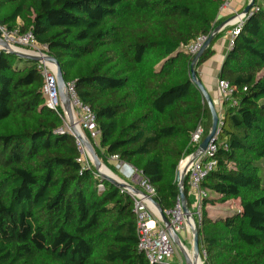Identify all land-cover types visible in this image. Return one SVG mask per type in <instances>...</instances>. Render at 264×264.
<instances>
[{
	"label": "trees",
	"instance_id": "obj_1",
	"mask_svg": "<svg viewBox=\"0 0 264 264\" xmlns=\"http://www.w3.org/2000/svg\"><path fill=\"white\" fill-rule=\"evenodd\" d=\"M224 2L0 0V27L32 32L59 61L96 115L99 158L109 164L115 156L142 172L166 211L180 198L181 161L197 151L192 133L202 126L206 137L212 126L187 46L214 33ZM217 37L196 73L215 54ZM218 78L235 87L238 104L225 102L217 165L201 185L200 253L204 264H264V0H256ZM62 128L63 117L46 104L38 62L0 49V264H150L131 197L83 166L75 136ZM184 192L192 208L187 175ZM234 200L235 212L209 211Z\"/></svg>",
	"mask_w": 264,
	"mask_h": 264
},
{
	"label": "built area",
	"instance_id": "obj_2",
	"mask_svg": "<svg viewBox=\"0 0 264 264\" xmlns=\"http://www.w3.org/2000/svg\"><path fill=\"white\" fill-rule=\"evenodd\" d=\"M234 1L235 0H225L222 6V9L227 8L233 14V18L231 19V29L229 31V48L234 45L235 38L240 33L246 17L250 16L253 10L252 8L249 14H245L243 11L239 12L232 6ZM1 36L14 47L27 49L38 55H49L46 48L37 43L32 32L25 34H18L17 32L10 34L3 32ZM208 38V35L199 36L187 46V49L193 55H196ZM38 68L44 77V96L47 106L63 117L64 128L61 130L67 131L73 135L72 126L66 118L60 98L55 66L50 62L42 60L38 62ZM67 91L71 100L75 126L84 135L87 136L88 134L90 139L88 136L87 137L92 143L94 142L98 145L101 130L98 127L96 115L88 104L80 100L74 84H67ZM218 91L224 103L228 102L230 106H237L238 102L233 96L235 87L230 85L229 82L219 79ZM218 117V125L215 134L216 141L224 126L225 115L221 113ZM204 135V128L199 126L192 133V146L199 147L200 143L205 138ZM75 138L81 152L79 162H81L83 166L91 167L93 165V160L89 152L76 136ZM216 141L209 143L206 150L191 162L186 172L189 179L190 195L193 197L192 208H190V210L195 220L196 218H199L198 225L201 224L202 202L204 197L207 196V191L203 189L201 185L207 174L217 165V160L214 158L215 152L217 151ZM195 153H197V151L190 154L188 157H192ZM184 159L180 163L182 168L185 164ZM111 160L116 162V168L119 171V173L116 174V178L121 182L132 184L142 192L141 194H136L130 189L121 188L122 192L127 193L131 197L134 204V213L137 218V234L139 238L138 246L140 251L145 254L150 264H172L174 262V254L177 247L150 200V197L154 198L155 196L154 187L142 172L137 171L127 163L119 161L115 156L111 157ZM165 213L170 219L173 230L178 233V235L186 230L191 232V227L183 212L180 198H178L175 208L173 210H166ZM203 254L205 255V252H203ZM180 260L182 261V257H180Z\"/></svg>",
	"mask_w": 264,
	"mask_h": 264
},
{
	"label": "water",
	"instance_id": "obj_3",
	"mask_svg": "<svg viewBox=\"0 0 264 264\" xmlns=\"http://www.w3.org/2000/svg\"><path fill=\"white\" fill-rule=\"evenodd\" d=\"M256 0H250L248 5L243 9V13L249 14L251 12V9L255 5ZM223 27V25L217 27L212 33L207 41L204 43L202 48L199 50V52L195 55L193 62L191 64V76H192V82L194 85L201 91L205 101L208 103L211 114H212V126L210 129V132L208 135L203 139V141L200 143L197 153L193 155L192 157H187L184 159V166L182 168V165L179 167L178 171V176H177V181L179 184L180 188V199H181V205L183 208V212L185 214V217L191 227V233L193 237V245H192V252H189L188 248L185 246L184 242L180 238V235L176 233L172 226L170 219L166 215L164 209L160 206V204L152 197H150V200L153 204V206L156 209V212L158 216L161 218L164 226L168 230V233L172 237V240L175 244V246L180 250V252L183 254L185 263L186 264H198V262L201 260V253H200V239H199V233H198V225L193 218V215L191 213L190 207L188 206L187 203V197L184 192V179L186 176L187 169L189 165L191 164L192 161H194L202 152H204L209 145L210 142H215V134L217 130V125H218V111L216 110V106L214 103V100L212 98V95L210 92L207 90V88L203 85V83L198 79L197 73L195 71V65L201 55L204 53L206 48L212 43L214 35L220 31V29ZM0 49L5 50L7 52H12L16 54L17 56L24 58V59H31L37 62H40L42 60H45L47 62H50L53 64L56 68L57 72V81H58V90L60 94V98L63 104V108L65 111V115L67 120L69 121L70 125L72 126V131L73 135H75L83 144L85 149L89 152L92 160H93V165L96 167L98 172L107 180L110 182L116 184L117 186L121 188H126L130 189L136 194H141V190L132 184L121 182L116 178V175H114L107 167L102 163V160L99 158V156L96 153V150L92 144V142L88 139L86 135H84L82 132L79 131V129L75 126V121H74V115H73V109L71 106V100L69 93L67 91V83L64 80L63 73H62V68L59 63V61L52 55H38L34 54L31 51L20 48V47H14L12 46L6 39L3 37H0ZM104 170H108L109 172H104ZM203 263V261H202Z\"/></svg>",
	"mask_w": 264,
	"mask_h": 264
},
{
	"label": "crops",
	"instance_id": "obj_4",
	"mask_svg": "<svg viewBox=\"0 0 264 264\" xmlns=\"http://www.w3.org/2000/svg\"><path fill=\"white\" fill-rule=\"evenodd\" d=\"M247 1L248 0H235L232 6L235 10H239L241 7H243V5ZM232 18H233V14L231 13L229 9L227 8L221 9V12L219 15L220 23L218 24L217 27H219L220 25L221 26L223 25V27L218 32V37L216 38V41L214 43L215 54L209 60H207L205 63H203L197 68L198 79L203 83V85L207 88V90L212 95V98L216 106V110L218 111V115L221 113L225 114L226 112V105L224 101H222L221 95L218 91V81H219L218 76H219L220 68L224 61V58L230 49L229 48V31L231 29V19ZM109 163L113 164L114 162L112 160H109ZM192 245H193V237L191 240L190 247L188 248L186 246L189 252H192ZM201 258H202V255H201ZM181 263L186 264L185 259H182V261H180V264Z\"/></svg>",
	"mask_w": 264,
	"mask_h": 264
},
{
	"label": "rangeland",
	"instance_id": "obj_5",
	"mask_svg": "<svg viewBox=\"0 0 264 264\" xmlns=\"http://www.w3.org/2000/svg\"><path fill=\"white\" fill-rule=\"evenodd\" d=\"M3 32H6L5 29H3L2 27H0V37H2L1 35L3 34ZM111 160V159H110ZM114 163L113 164H106L104 163V161L102 160V163L107 167V169H109L114 175H116L117 173H119L118 169L116 168V162L113 161ZM105 172V171H104ZM213 196H216L215 194H213ZM192 197V196H191ZM239 207V202L238 200H234V201H231L229 202L227 205L223 206V205H218L217 207L215 208H209V211L211 213H215V211L218 212V214H224L225 211H230V210H234L233 212H235ZM213 211V212H212ZM232 212V211H231ZM230 212V213H231ZM232 212V213H233ZM231 213V214H232ZM196 223L197 225L199 224V218H196ZM180 238L182 239V241H184V244L185 246H187L188 248L190 247L191 245V240H192V234L191 232H188V230L186 231H182L180 233ZM180 257H182V259H184V256L183 254L180 252V250L177 248L175 254H174V262L177 263V264H180ZM201 261H203V264H204V257L202 256L201 258ZM202 264V262H201Z\"/></svg>",
	"mask_w": 264,
	"mask_h": 264
},
{
	"label": "bare ground",
	"instance_id": "obj_6",
	"mask_svg": "<svg viewBox=\"0 0 264 264\" xmlns=\"http://www.w3.org/2000/svg\"><path fill=\"white\" fill-rule=\"evenodd\" d=\"M104 171L107 172V173L109 172L108 170H104ZM201 262H202V261L200 260V261L198 262V264H201ZM202 264H203V263H202Z\"/></svg>",
	"mask_w": 264,
	"mask_h": 264
}]
</instances>
